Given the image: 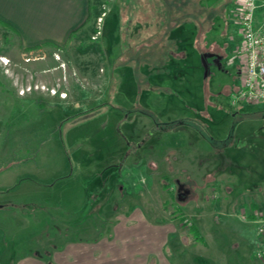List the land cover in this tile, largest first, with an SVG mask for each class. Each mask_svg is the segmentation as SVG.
I'll return each mask as SVG.
<instances>
[{"label": "rangeland", "instance_id": "1", "mask_svg": "<svg viewBox=\"0 0 264 264\" xmlns=\"http://www.w3.org/2000/svg\"><path fill=\"white\" fill-rule=\"evenodd\" d=\"M129 1L89 0L88 21L61 48H22L18 37L0 25V205L29 210L20 213L23 221L17 224L22 229L16 233H21L14 235L12 213L0 210L2 252L15 245L25 248L37 240H45V246L57 244L53 232L70 234L71 225L80 223L88 212H108L140 214L142 224L161 228L163 240L169 237L168 250L173 256L167 260L172 264H213L220 255L227 258V252L222 256L217 251L223 241L215 233L212 216L204 221L196 216V203L212 204L220 190L200 188L202 173H197L196 152L186 150L187 137L200 128L204 134L209 133L212 124L201 121L197 125L199 117H208L207 110L211 117L222 118L224 113L239 111L255 114L264 105H245L238 110L222 91L210 102L216 109H207L205 98L219 83L213 63L226 66V59L216 62L207 53H196L187 62L178 110L168 108L167 115L159 111L156 115L148 101L135 104L128 91L138 80L148 91L152 62L139 59L140 55L129 50V44L123 43L126 52L121 54V45L108 44L111 33L104 30V24L116 16L115 7L124 26L131 15H123ZM235 8L234 1L232 19ZM122 56L125 61H116ZM114 63L122 65L117 68ZM146 91L141 93L143 97L148 96ZM196 93L203 102H193L190 94ZM174 116L188 120L168 119ZM217 128L225 130L223 124ZM64 174L68 175L63 181L67 187L64 192L75 193V200L81 193L85 196L81 188L89 181L92 206H57L61 191L54 199L47 196L52 192L45 186L57 180L59 183ZM207 176L206 180H212V174ZM56 187L55 192L60 189ZM34 230L36 235L31 234ZM58 239L65 241L72 236ZM231 239L234 237H224L226 246ZM229 256L233 257L231 253Z\"/></svg>", "mask_w": 264, "mask_h": 264}, {"label": "crops", "instance_id": "2", "mask_svg": "<svg viewBox=\"0 0 264 264\" xmlns=\"http://www.w3.org/2000/svg\"><path fill=\"white\" fill-rule=\"evenodd\" d=\"M231 4V0H148V4L133 0L132 4L123 7L124 14H132L123 27L118 21V8L115 7L116 16L104 24L105 32L111 33L108 44L119 47L122 44L120 39L131 40L136 45L134 51L140 55L139 59L152 62L149 66L148 91L142 88L139 80L134 81L128 91L132 92L135 104L148 101L149 109L154 110L156 115L163 112L167 115L168 108H171L170 111L178 110L180 94L185 87L183 80L187 78V62L196 53H207L216 62L226 59L225 67L213 63L219 83L215 89L209 87L214 93L208 92L205 98L207 109H216L210 102L223 94L222 91L230 98L238 88V64L231 62V59L240 41L238 26L230 16ZM256 6L255 27L264 31V0H256ZM87 10L88 0H0V25L18 37L22 48H61L72 32L86 24ZM143 44L147 46L146 50ZM144 51L148 53L147 57ZM119 53L120 49L116 57ZM110 59L108 55L107 60ZM135 72L134 77L137 75ZM141 73L138 70V76ZM145 91L148 96L143 97L145 95L141 93ZM190 95H193V102H203V98L198 99L199 94ZM243 106L236 107L241 110ZM261 111L255 114H242L240 111L231 115L224 113L219 118L211 117L207 110L208 117L198 116L200 121L197 125L201 121L207 126L212 124L209 133L204 134L205 131L199 127L201 130L187 137L186 150L196 152L197 173H202L200 188L220 190L219 198L213 200L212 204L205 206L204 201L196 203L199 221L212 216L215 233L222 238V246L217 251L222 256L226 252L233 255L228 257L226 253V259L224 256L221 259L220 255L213 264H264V261L255 258L258 251L264 250V237L256 234L257 221L264 215V109ZM176 117L168 119H173V122L188 120ZM220 124L225 126V130L217 128ZM210 174L212 180H206V175L209 178ZM67 179L68 175L64 174L59 183L57 180L46 185L45 189L52 192L47 196L54 199L61 191L57 195V206L65 203L92 206L89 181L81 188L85 196L81 193L79 199L75 200V193L64 192L67 187L63 181ZM78 183L81 184L80 181ZM57 185L60 189L55 192ZM8 208L11 210H5ZM0 210L12 213L11 234L21 233H16L17 229H22L17 221H23L21 215L29 210L22 208L17 211L15 205H0ZM68 212L71 213L70 210ZM47 216L52 217L50 213ZM40 219L44 220L43 217ZM141 221L140 214L88 212L80 223L71 225L70 234L66 231L53 232L57 244L52 242L54 245L45 246L42 244L45 240H37L25 248L17 245L8 248L7 253L2 252L3 246L0 244V264H172L167 260L173 256L171 249L168 250L169 237L163 240L161 228L142 224ZM231 230H235L236 234ZM12 235L6 236L10 239ZM70 235L72 239H58ZM225 236L226 239L234 237L229 240L228 246L224 243Z\"/></svg>", "mask_w": 264, "mask_h": 264}, {"label": "built area", "instance_id": "3", "mask_svg": "<svg viewBox=\"0 0 264 264\" xmlns=\"http://www.w3.org/2000/svg\"><path fill=\"white\" fill-rule=\"evenodd\" d=\"M235 3L240 41L231 62L238 64V88L231 94L230 103L233 107L264 105V31L255 27L256 0ZM256 234L264 237V215L257 221ZM255 258L264 261V250L258 251Z\"/></svg>", "mask_w": 264, "mask_h": 264}, {"label": "trees", "instance_id": "4", "mask_svg": "<svg viewBox=\"0 0 264 264\" xmlns=\"http://www.w3.org/2000/svg\"><path fill=\"white\" fill-rule=\"evenodd\" d=\"M152 1H154L155 2V0H152ZM235 0H231V3H233ZM131 2H133V0H130L129 2H127L128 4H131ZM141 3H143V4H148V0H141ZM144 14V13H143ZM142 14V15H143ZM123 15H125L124 13H123ZM144 16H148V14H144ZM89 17H90V2H89V0H88V10H87V18H86V22L88 21V19H89ZM131 17H132V14L130 15V17H126L127 19H131ZM73 33L74 32H72L70 35H69V37H68V39L73 35ZM123 43L124 44H129L130 46H129V50L131 49V50H133L132 52H134V50H136L135 48H136V45L135 44H133L132 42H131V40H129V41H127V39H122V44H121V51H122V53L121 54H123L124 55V53L126 52V50H124V47L122 46L123 45ZM143 46L145 47L144 48V50H146V48H147V46L145 45V44H143ZM145 52V51H144ZM145 55H146V57H147V55H148V53L147 52H145ZM125 56H122V57H118L117 59H116V61L119 59V62L120 61H125V58H124ZM124 59V60H123ZM147 61V60H146ZM115 64V63H114ZM113 64V65H114ZM115 65H117L118 67L117 68H119L122 64H115Z\"/></svg>", "mask_w": 264, "mask_h": 264}]
</instances>
